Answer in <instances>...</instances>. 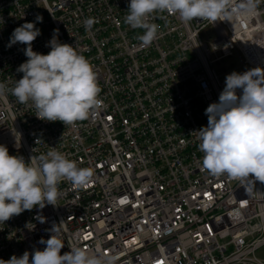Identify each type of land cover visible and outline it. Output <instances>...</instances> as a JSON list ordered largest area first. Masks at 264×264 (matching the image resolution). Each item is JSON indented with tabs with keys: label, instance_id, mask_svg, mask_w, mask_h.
Returning a JSON list of instances; mask_svg holds the SVG:
<instances>
[{
	"label": "built area",
	"instance_id": "obj_1",
	"mask_svg": "<svg viewBox=\"0 0 264 264\" xmlns=\"http://www.w3.org/2000/svg\"><path fill=\"white\" fill-rule=\"evenodd\" d=\"M253 2L244 13L246 0H231L230 18L215 23L154 13L157 38L142 46L144 29L125 23L130 0H0V145L25 162L55 150L92 171L85 186L61 180L55 206L0 222V259L43 250L55 224L61 254L75 246L116 264H264V184L248 195L239 180L211 175L197 133L226 86L217 64L264 68V0ZM25 22L41 31L33 51L50 52L58 29L59 42L89 61L101 89L94 116L41 120L12 95L27 57L26 45H8Z\"/></svg>",
	"mask_w": 264,
	"mask_h": 264
},
{
	"label": "clouds",
	"instance_id": "obj_2",
	"mask_svg": "<svg viewBox=\"0 0 264 264\" xmlns=\"http://www.w3.org/2000/svg\"><path fill=\"white\" fill-rule=\"evenodd\" d=\"M230 6L231 0H130L125 23L133 29H144L139 40L142 46H150L158 32V25L148 22L150 15L167 12L178 14L184 22L200 18L215 23L230 18ZM238 8L252 13L256 5L246 0ZM42 20V16L36 17V22ZM84 23L91 27L93 21L87 19ZM58 32L54 30L46 45L51 51L41 54L32 46L41 35L35 22H25L14 29L8 46L26 45L27 60L17 69L23 76L16 80L11 93L21 104L31 101L37 118L72 125L95 115L102 106L98 98L101 89L89 61L74 46L59 42ZM225 83L219 102L205 110L207 126L197 131L199 149L204 154L203 168L213 176L226 174L239 180L246 194L251 195L256 182L264 184V68L234 71L226 76ZM237 89H242L239 97ZM5 93L6 86L0 83V97ZM91 177L90 169L78 167L58 151L40 155L38 161L32 156L30 162H25L22 156L10 155L8 148L0 145V222L37 206H55L60 194L58 184L63 179L81 187ZM50 231V238L39 241L46 245L43 250L0 259V264H116L119 259L90 254L75 246L61 254L65 244L60 229L54 224Z\"/></svg>",
	"mask_w": 264,
	"mask_h": 264
},
{
	"label": "rangeland",
	"instance_id": "obj_3",
	"mask_svg": "<svg viewBox=\"0 0 264 264\" xmlns=\"http://www.w3.org/2000/svg\"><path fill=\"white\" fill-rule=\"evenodd\" d=\"M239 67V62L237 60L226 59L222 61L220 64L215 66L217 72L221 75V79L223 82L226 81V76L231 74L232 72L242 73L244 69H237ZM264 252L261 251L260 255Z\"/></svg>",
	"mask_w": 264,
	"mask_h": 264
}]
</instances>
